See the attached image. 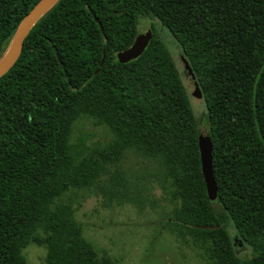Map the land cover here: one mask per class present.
<instances>
[{
    "label": "trees",
    "instance_id": "1",
    "mask_svg": "<svg viewBox=\"0 0 264 264\" xmlns=\"http://www.w3.org/2000/svg\"><path fill=\"white\" fill-rule=\"evenodd\" d=\"M37 2L0 0V58ZM142 19L148 45L121 59ZM154 20L192 68L200 121ZM83 120L107 139L73 138ZM203 121L213 197L201 171ZM156 187L172 205L171 231L209 264H264V0H58L0 77V264H25L30 243L46 248L45 264H115L85 239L64 197L83 190L105 205L144 207L157 202ZM230 221L249 257L237 254Z\"/></svg>",
    "mask_w": 264,
    "mask_h": 264
},
{
    "label": "rangeland",
    "instance_id": "2",
    "mask_svg": "<svg viewBox=\"0 0 264 264\" xmlns=\"http://www.w3.org/2000/svg\"><path fill=\"white\" fill-rule=\"evenodd\" d=\"M153 22L177 66L183 72L179 48L174 38L158 20ZM182 80L196 119L200 121L205 113L202 96L197 98L191 94L193 85L187 74H182ZM81 132L87 133L84 145L107 139L104 130L94 126L90 120L78 122L72 134L73 138L78 139ZM152 192V197L157 202L144 207L114 202L105 205L101 197L87 194L83 190L78 191L76 196L71 195L68 197L70 199L64 197L63 200L74 202L75 218L82 226L85 239L93 245L99 255L109 256L115 264H209L189 237L184 240L171 231L166 217L170 214L172 205L167 198H163L164 194L159 187ZM78 200L80 204H76ZM212 206L217 211L222 210L216 201H213ZM227 228L231 237L238 240L236 242L239 245L235 246L237 254L242 258L249 257L251 247L242 241L231 221ZM22 253L25 264H45L44 246L30 243Z\"/></svg>",
    "mask_w": 264,
    "mask_h": 264
},
{
    "label": "water",
    "instance_id": "3",
    "mask_svg": "<svg viewBox=\"0 0 264 264\" xmlns=\"http://www.w3.org/2000/svg\"><path fill=\"white\" fill-rule=\"evenodd\" d=\"M57 1L58 0H38V2L23 17L12 37L8 49L0 58V77L4 73H6L18 59L23 47V41L32 26ZM95 20L100 24L97 18H95ZM151 36L152 26L150 21L142 19L138 23L136 36L133 43L119 54L121 59H130L132 57L140 55L148 45ZM179 58L182 62L183 68L186 71V74L190 77L192 81L193 91L191 92V94L197 98L201 97L202 92L187 59L183 56L181 52H179ZM198 129V148L200 153L201 171L207 194L210 197H213L216 195L217 186L213 176L212 141L208 129V124L204 121L200 124Z\"/></svg>",
    "mask_w": 264,
    "mask_h": 264
}]
</instances>
